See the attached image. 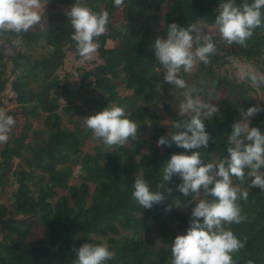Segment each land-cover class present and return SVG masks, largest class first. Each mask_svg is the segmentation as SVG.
<instances>
[{
    "label": "trees",
    "instance_id": "1",
    "mask_svg": "<svg viewBox=\"0 0 264 264\" xmlns=\"http://www.w3.org/2000/svg\"><path fill=\"white\" fill-rule=\"evenodd\" d=\"M76 3L43 0L41 22L22 34V45L10 54H5L4 48L13 34H0V106H5L6 100L16 102L17 109L7 112L14 119L21 113L24 119L19 132L0 145V193L16 184L11 204L0 202V264H74L75 249L105 240L115 252V259L108 264H170L169 243L186 234L196 206L195 194L185 196L176 190L181 180L173 176L160 189L166 199L151 209L141 207L131 195L137 175L146 179L153 191L158 190L163 167L173 154L185 151L175 144L157 147L158 139L168 133L158 114L162 68L151 46L156 37H166V26L173 22L182 27L199 22L217 29L215 18L221 0H125L121 8L114 7L113 0H84L93 12L107 10L109 23L107 31L96 38L93 59L83 63L66 15ZM242 3L237 0L238 5ZM164 9L163 16L159 15ZM121 11L125 22L119 29L115 19ZM161 17L164 25L157 32L151 21L158 25ZM213 40L218 51L210 55L207 65L199 62L195 89L202 94L208 88L227 91L216 104L219 112L205 121L212 138L208 147L194 150L201 152L205 163L229 157L233 124L244 120L248 108L257 106L252 96L256 89L250 82L229 78L232 65L226 56L261 67L264 27L255 29L247 47L226 46L218 37ZM114 42L123 48L112 45ZM167 85L163 81L164 89ZM110 104L124 107L139 128L138 139H130L116 152H107L81 116L96 114ZM169 113L172 125L187 119L178 112ZM64 116L73 127L65 124ZM41 118L44 129L37 131L34 122ZM249 119L250 126L264 132V112ZM32 132L37 139L31 143ZM87 142L97 143L94 152H85ZM72 179L81 181L71 184ZM233 183L249 191L248 199L239 201L246 221L225 225L238 238H247L246 247L233 259L235 264H247L250 259L264 264V192L248 189L247 183L240 184L235 177ZM57 189L66 193L51 202ZM169 205L171 210L166 211ZM37 224L43 227V235L33 243L30 237ZM143 236L155 244L150 256L144 252Z\"/></svg>",
    "mask_w": 264,
    "mask_h": 264
},
{
    "label": "clouds",
    "instance_id": "2",
    "mask_svg": "<svg viewBox=\"0 0 264 264\" xmlns=\"http://www.w3.org/2000/svg\"><path fill=\"white\" fill-rule=\"evenodd\" d=\"M125 0H113L116 8H121ZM43 0H0V34L11 33L13 38L5 46L4 53L22 45V34L28 33L42 20ZM264 0H221L217 9L215 26L219 39L226 46L247 47V41L255 29L264 27ZM74 29L71 39L76 42V50L82 58L81 63L93 59L97 51L99 38L107 31L109 12H93L85 6L84 0L66 12ZM158 64L162 68L163 81L186 90L185 99L178 105L180 117L167 135L161 136L157 147L184 149L183 153L173 154L163 167L162 179L156 184V191L149 182L137 175L133 183L132 198L145 209L163 202L166 197L163 189L165 182H171L173 176L180 178L177 185L185 196L195 194L196 206L192 208L190 226L186 234L177 235L169 243L170 264H235L234 255L246 247L247 238H238L225 225H239L247 217L242 214L240 200L246 201L248 190L233 183L235 177L240 184L247 183L248 189L259 188L264 192V132L259 127L250 126V119L264 112V107L253 106L244 113V120L233 124L228 137L229 157L219 162H207L201 158L200 151L207 148L212 139L206 131L205 121L213 119L219 109L208 103L198 94V90L189 88L181 73H191L198 62L207 65L210 55L216 54L217 43L211 34H205L199 22L187 27L173 22L166 26V37L158 36L151 46ZM226 60L239 70L240 78L247 79L252 86L264 84V75H258L250 67L243 66L238 57L227 55ZM201 81V84H205ZM84 126L93 136L102 141L107 152H116L129 140L138 139L139 128L130 118L124 107L111 105L102 111L82 119ZM16 120L6 109L0 108V145L7 144ZM191 153V154H188ZM203 189V195L201 190ZM171 192V189H167ZM211 197L212 199H208ZM176 207L180 202L176 201ZM171 205L167 210H171ZM115 259V252L109 245L84 243L75 249L74 264H108ZM247 264H255L248 260Z\"/></svg>",
    "mask_w": 264,
    "mask_h": 264
},
{
    "label": "rangeland",
    "instance_id": "3",
    "mask_svg": "<svg viewBox=\"0 0 264 264\" xmlns=\"http://www.w3.org/2000/svg\"><path fill=\"white\" fill-rule=\"evenodd\" d=\"M43 10H44V7L41 9V13L43 12ZM164 11H165V9L162 12H160L159 15L163 16ZM124 22H125L124 12H122V11L118 12L116 19H115V25H117V27L119 29H122L121 23H124ZM151 24L153 25V28L158 32L164 25L163 17H161V20L159 21L158 25L153 23V21H151ZM201 28L204 30L205 34H211L213 36V38H216V37L219 38V32L215 27H209V26L201 25ZM112 45H114L120 49L123 48V45L120 42H114ZM10 53H11V51L8 54H10ZM263 61H264V59H263ZM241 64L243 66L250 67L258 75H264V64L261 67H253L252 63L241 62ZM198 67H199V62L197 63L196 68H194L191 73H181L182 78L186 80L189 88H196V81L194 79V75L196 74ZM228 70L230 72L229 78L231 80H235V81H244L245 80V79L240 78L239 70L236 67L232 66ZM161 74H163L162 71H161ZM162 83H163V81L158 83V86L161 89V97H162L161 102H160L159 107H158V109H159L158 114H159V117L162 121V124L166 128V132L169 133L171 131V127L173 124L172 115L169 113V111L178 112V105L180 102L184 101L186 90L176 89L175 86H173L171 84H168L167 87L164 89L162 87ZM253 87L256 89V93H252V96L254 97L257 106L264 105V84H261L258 86H253ZM119 89H120V93H123L121 88H119ZM199 91H203V89L201 88ZM226 91H227V89H222L221 91H216L214 89L208 88L203 94L199 93L198 91L195 92L194 96L198 94L202 99H205L206 102L211 103V104L216 106L218 101L221 100L223 98V96H225ZM6 94L8 97L12 96V93H11L9 88L6 89ZM17 106L18 105L16 102H11V101L6 100L5 106H3V107L0 106V108L6 109V110H15V108L17 109ZM77 116H79V115H74V117H77ZM81 116L83 118H85L87 116V114H83ZM15 120H16V124L13 127L12 132L10 133V136L13 133H18L22 124H23L22 122H24V119L21 116V113L16 114ZM64 120H65V124L67 126L73 127V123L69 122L65 116H64ZM34 129L37 131H41L44 129V125L42 124V118L40 120L34 122ZM151 132H152V130L150 127L149 133H151ZM36 139L37 138H35L34 133L32 132V133H30V138H29L28 142L32 143ZM99 143L100 142H98V144ZM96 145H97V143H95V142H87V144L84 148L85 152H94ZM37 174H40V173L38 172ZM80 181H81L80 179H72L71 184H77ZM15 190H16V184H10L7 188L4 189V191H2L0 193V202H4V203L10 205L11 201H12L11 197H12V194ZM65 193H66L65 191L57 189V196L50 201L54 202L55 200H57L59 197H61ZM137 221H139V220L137 219ZM122 233H124L123 230H122ZM42 235H43V227L40 224H37L32 228V235L30 237V241L34 243L35 241L40 239L42 237ZM143 240H144V245H143L144 252L147 256H150L152 254L153 249L155 248V244H154L153 240H149L145 236H143ZM104 243L108 244L107 240H105Z\"/></svg>",
    "mask_w": 264,
    "mask_h": 264
}]
</instances>
